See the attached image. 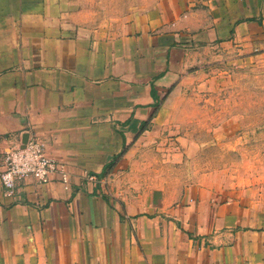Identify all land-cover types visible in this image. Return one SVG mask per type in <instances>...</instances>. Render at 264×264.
<instances>
[{
  "label": "crops",
  "instance_id": "obj_1",
  "mask_svg": "<svg viewBox=\"0 0 264 264\" xmlns=\"http://www.w3.org/2000/svg\"><path fill=\"white\" fill-rule=\"evenodd\" d=\"M97 1L0 0V173L28 136L71 175L12 199L0 181V264H264V221L218 174L142 183L136 156L208 53L264 54V0H160L114 22Z\"/></svg>",
  "mask_w": 264,
  "mask_h": 264
},
{
  "label": "rangeland",
  "instance_id": "obj_2",
  "mask_svg": "<svg viewBox=\"0 0 264 264\" xmlns=\"http://www.w3.org/2000/svg\"><path fill=\"white\" fill-rule=\"evenodd\" d=\"M98 1L91 4L93 17L114 22L160 0ZM208 55L175 88L165 122L146 136L136 154L143 159L140 181L152 176L150 168L156 185L180 190L198 176L218 174L264 221V54L222 50Z\"/></svg>",
  "mask_w": 264,
  "mask_h": 264
},
{
  "label": "built area",
  "instance_id": "obj_3",
  "mask_svg": "<svg viewBox=\"0 0 264 264\" xmlns=\"http://www.w3.org/2000/svg\"><path fill=\"white\" fill-rule=\"evenodd\" d=\"M57 175L64 188L70 189L68 166L50 156L44 144L35 137L30 138L24 147L10 149L2 155L0 181L6 198H14L18 183L22 180L32 178L37 184L44 185ZM88 180L98 181L95 176H88Z\"/></svg>",
  "mask_w": 264,
  "mask_h": 264
},
{
  "label": "trees",
  "instance_id": "obj_4",
  "mask_svg": "<svg viewBox=\"0 0 264 264\" xmlns=\"http://www.w3.org/2000/svg\"><path fill=\"white\" fill-rule=\"evenodd\" d=\"M124 155H125V152L121 155V157H123ZM121 157L115 159L114 162H113V164L116 163V161L119 160ZM113 164H111L110 166H108V168L106 169V174H108L111 171V169L114 167Z\"/></svg>",
  "mask_w": 264,
  "mask_h": 264
},
{
  "label": "water",
  "instance_id": "obj_5",
  "mask_svg": "<svg viewBox=\"0 0 264 264\" xmlns=\"http://www.w3.org/2000/svg\"><path fill=\"white\" fill-rule=\"evenodd\" d=\"M28 140H29V137L26 136V137L24 138V140H23V147L27 144Z\"/></svg>",
  "mask_w": 264,
  "mask_h": 264
}]
</instances>
